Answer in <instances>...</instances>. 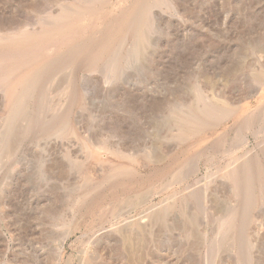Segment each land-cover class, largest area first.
Returning a JSON list of instances; mask_svg holds the SVG:
<instances>
[{
	"label": "rangeland",
	"instance_id": "374dc122",
	"mask_svg": "<svg viewBox=\"0 0 264 264\" xmlns=\"http://www.w3.org/2000/svg\"><path fill=\"white\" fill-rule=\"evenodd\" d=\"M0 264H264V0H0Z\"/></svg>",
	"mask_w": 264,
	"mask_h": 264
},
{
	"label": "bare ground",
	"instance_id": "6f19581e",
	"mask_svg": "<svg viewBox=\"0 0 264 264\" xmlns=\"http://www.w3.org/2000/svg\"><path fill=\"white\" fill-rule=\"evenodd\" d=\"M63 12H64V11H63ZM64 27H65V26H64ZM55 30L57 31V32H56V33H57L56 35H59L60 33H58V32L62 31L63 29H61V27H59V26L56 25V26H55ZM51 31H53V30H51ZM66 31H68V30L66 29ZM49 32H50V31H49ZM49 32H47V33H49ZM54 32H55V31H54ZM63 32H64V31H63ZM61 33H62V32H61ZM67 33H68V32H67ZM53 35H55V34L53 33ZM64 35H66V33H65ZM35 36H36V35H35ZM35 36H34V37H35ZM40 36H41V35H40ZM40 36H39V37H38V36L35 37V38L37 39V40H35V41H38V42H39L40 40L47 41L48 38H49V41H50V40H51L50 36L52 37V33H49V34H47V35L44 34V35L41 36V37H40ZM61 36H62V34H61ZM34 37L29 38V39L26 38L25 41H24V43H25V42L29 43V41L34 40ZM55 37H56V36H55ZM38 39H39V40H38ZM49 41H48V42H49ZM33 42H34V41H33ZM24 43H23V44H24ZM19 80H20V79H19Z\"/></svg>",
	"mask_w": 264,
	"mask_h": 264
}]
</instances>
